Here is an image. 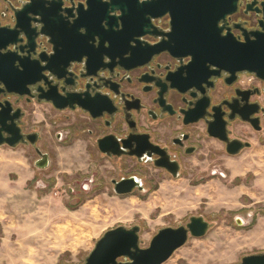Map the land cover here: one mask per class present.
Returning a JSON list of instances; mask_svg holds the SVG:
<instances>
[{"label":"rangeland","instance_id":"1","mask_svg":"<svg viewBox=\"0 0 264 264\" xmlns=\"http://www.w3.org/2000/svg\"><path fill=\"white\" fill-rule=\"evenodd\" d=\"M22 109V128L38 134L48 166L36 167L30 146H0V264H84L110 229L138 226L139 247L147 248L158 230L185 226L192 216L208 223L206 234L189 237L163 264H236L264 253V151L256 152V141L235 158L195 155L173 178L131 158L100 157L89 140H55L58 129L78 127L79 113L37 102ZM13 156L33 174L23 187L4 168ZM129 175L143 191L115 194L110 180Z\"/></svg>","mask_w":264,"mask_h":264},{"label":"water","instance_id":"2","mask_svg":"<svg viewBox=\"0 0 264 264\" xmlns=\"http://www.w3.org/2000/svg\"><path fill=\"white\" fill-rule=\"evenodd\" d=\"M84 1V4H72L70 7L63 6L62 0H17L12 5L13 26L0 25V96H29L28 87L40 80L42 71L55 75L59 66H62L63 70L71 61L81 62L84 59L85 69L89 70L91 67H98L103 56L114 60L127 55L128 60L133 59L141 43L139 39L150 34L149 24L144 16L157 18L166 13L171 16L172 33L181 32V19L184 17V56H190L191 59L187 66L188 76L184 79V90L176 85H170V88H177L184 93L194 88L198 92L211 75L219 77L220 72L228 75L226 84H231L236 79L235 76L241 73L252 74L264 82V31L248 33L240 40L228 34L221 35V29L216 26L218 19L236 10L239 0H108L103 4L97 0ZM116 12L119 13L118 16L110 15ZM262 12L264 17V10ZM213 13L216 20L213 24L214 35L208 37L206 35L209 29L201 19ZM65 20L69 22L65 23ZM168 38L171 39V33ZM44 41L52 45V54L48 57H45L43 51L39 52ZM91 41H97L98 48L94 58L87 50ZM18 44V52L7 49ZM177 50L170 46L169 41H162L149 47L148 54L162 51L173 53ZM23 53L24 56H21ZM30 56L36 58L30 60ZM135 65L132 63L129 67ZM198 67L204 70L213 67L216 71L212 74L192 75V70ZM243 93L237 90L238 108L229 119L236 117L239 121L249 124L255 131H260L259 118L254 116L259 112V105L242 103L245 101H242ZM190 97L193 101L187 104L184 115L194 113L198 107L199 100L195 95ZM43 99L57 109H65L68 106L74 108L70 101L58 105L51 97ZM40 100L39 97L38 101ZM11 112L9 101L0 102V146L14 148L25 140L17 126L20 110L16 109L12 114ZM200 118V115L187 118L184 124L195 123ZM224 123L221 122V134L211 133V124H208L207 133L210 137L229 145ZM37 137L34 133L25 138L34 145ZM102 142H99L100 149ZM238 144L240 142L237 140L231 141L230 145L235 148L227 147V153L237 155L243 148ZM245 146L248 147L249 144ZM127 150H113L111 155L127 154L142 159L141 153ZM101 151L109 153L103 149ZM39 155L41 160L35 165L42 169L48 164V157L46 154ZM169 164V161L155 162L156 166L166 168L173 178H177L178 170L170 168ZM111 183L114 185L113 192L117 195L130 194L134 189L143 190L141 180L134 176L119 181L112 180ZM237 223L240 224L239 219ZM207 229L206 221L201 217L192 216L185 226L158 230L148 247L140 248L139 227L125 229L119 226L102 235L84 264H163L189 237L201 238ZM120 259L123 261H119ZM236 264H264V253L244 256Z\"/></svg>","mask_w":264,"mask_h":264},{"label":"flooded vegetation","instance_id":"3","mask_svg":"<svg viewBox=\"0 0 264 264\" xmlns=\"http://www.w3.org/2000/svg\"><path fill=\"white\" fill-rule=\"evenodd\" d=\"M16 1L0 0L1 26H13L11 7ZM62 1L63 6L67 7L85 2L84 0ZM97 1L103 4L108 0ZM263 10L264 0H239L236 10L218 19L217 23L214 13L201 20L209 29L206 35L208 37L214 35L213 24L216 23V26L221 29V35L228 34L243 40L248 33L264 31ZM110 15L118 16L119 13ZM144 18L149 24L150 34L139 39L141 43L133 59L128 60L127 55L122 59L115 58L114 60L103 56L100 65L96 68L91 67L89 70L85 69L84 59L81 62L71 61L63 70L62 66H59L55 75L42 71L40 80L28 87L29 96L15 94L0 96V102L5 100L10 102L11 114L16 109L20 110L17 126L25 141L18 145L30 146L33 149L36 154L34 164L40 162L39 154L46 153L36 147L38 134L36 143L31 145L25 137L35 132H25L22 128L24 116L22 104L28 105L32 102L47 104L60 113H79L78 127L73 124L75 128L71 129L68 134H63L61 129H58L55 133V140H89L93 150L100 157L106 159L131 158L139 164H150L154 169L161 170L171 177V173L166 168L156 166L155 162L169 161L170 168L177 169L179 176L184 168V162L195 155L202 156L203 161H218L222 157L238 156L244 150L251 148V135L260 133L264 126V82L257 79L254 86L244 89L237 84L238 78L244 73L237 74L231 84H226L225 80L228 75L220 72L219 77L211 75L206 84L200 86L198 92L194 88L188 89L185 93L177 88H170V85H176L184 90V79L188 76L187 66L191 59L190 56H184V17L181 19L180 33H172V20L168 13L157 18L145 15ZM170 33L171 39L169 40L168 34ZM162 41H169L170 46L178 50L173 53L162 51L149 55V47ZM89 46L87 48L89 54L92 58L96 57L97 41H91ZM19 47L20 44L9 46L7 49L18 52ZM41 48L39 52L43 51L45 57L52 54V45L49 43L44 41ZM21 56H24V53ZM34 58L36 57L30 56L29 59ZM132 63L136 65L129 67ZM195 69L192 70V75H206L216 71L213 67H208L206 70L201 67ZM237 90L244 92L241 96L242 101L243 99L245 101L242 103L259 105V112L254 116L259 118L260 131H255L249 124L239 121L236 117L229 119L238 108ZM194 95L199 100L198 107L194 113L184 115L187 104L193 101L190 96ZM39 97L40 101H38ZM45 97L53 98L58 105L70 101L74 108L68 106L65 109H57L45 102L43 99ZM197 115L201 116L197 122L184 124L185 119ZM221 122H225L223 127L229 145L210 137L207 133L208 124H211V133L221 134L223 132ZM236 126H240L238 134L235 131ZM233 140L239 141L238 145L243 146L237 155L227 153V147L235 148L230 145ZM100 141H103L101 149L109 153L101 151ZM246 144L249 146L246 147ZM123 149L136 150L141 153L142 159L139 160L136 156L127 154L111 155L113 150ZM47 166L48 164L42 169ZM133 176L136 177L129 175L120 177L116 181ZM111 185L113 189L114 185L112 183Z\"/></svg>","mask_w":264,"mask_h":264},{"label":"crops","instance_id":"4","mask_svg":"<svg viewBox=\"0 0 264 264\" xmlns=\"http://www.w3.org/2000/svg\"><path fill=\"white\" fill-rule=\"evenodd\" d=\"M239 127L240 126H236V128H235L236 134L239 133L238 132ZM261 132H260L261 135L259 137L258 136L255 137L254 135H251L252 145H254L255 141H256V145H257L256 147H258V149H256V152H258V151L263 152L264 151V142H263V140H264V136H263L264 135V128ZM244 151L241 152L238 156L244 155L245 154ZM235 157H237V156H235ZM235 157H222L221 159H228V158H235ZM8 160L10 161L7 164L8 168L6 167V164H5L4 168L8 169L10 173L15 175L17 185H19L21 187L25 186L33 178V174L30 175V173H29V170H28L29 168H28V164L26 162V159L23 157L18 158V157L13 156V157L9 158ZM242 166H243L242 163H238L235 165L234 170L235 171H241ZM4 171H6V170L4 169ZM239 175H241V174H239ZM20 190H21V192H23L22 188H20ZM1 239H3V238H1Z\"/></svg>","mask_w":264,"mask_h":264},{"label":"built area","instance_id":"5","mask_svg":"<svg viewBox=\"0 0 264 264\" xmlns=\"http://www.w3.org/2000/svg\"><path fill=\"white\" fill-rule=\"evenodd\" d=\"M257 82V78L252 74L244 73L242 76L238 78L237 84L241 88H249L254 86Z\"/></svg>","mask_w":264,"mask_h":264},{"label":"bare ground","instance_id":"6","mask_svg":"<svg viewBox=\"0 0 264 264\" xmlns=\"http://www.w3.org/2000/svg\"><path fill=\"white\" fill-rule=\"evenodd\" d=\"M236 173V172H235ZM91 207V206H90ZM94 212V211H93ZM58 232V231H57ZM60 232V231H59Z\"/></svg>","mask_w":264,"mask_h":264}]
</instances>
